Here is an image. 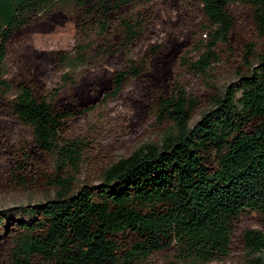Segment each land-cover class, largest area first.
Segmentation results:
<instances>
[{
	"label": "trees",
	"instance_id": "16d2710c",
	"mask_svg": "<svg viewBox=\"0 0 264 264\" xmlns=\"http://www.w3.org/2000/svg\"><path fill=\"white\" fill-rule=\"evenodd\" d=\"M151 1L0 0V155L8 163L0 188L55 190L22 218L0 213V264H140L169 252L180 264H205L234 248L239 264H264V49L235 39L241 19L232 9L246 3L264 39V0H159L177 16L196 14L200 34L240 43L251 61L222 91L208 86L195 97L174 67L202 71L206 59L190 62L174 29L156 37ZM67 22L74 55L33 45L34 33ZM121 96L165 134L105 168L98 183L70 189L63 170L75 147L58 141ZM201 105L209 108L190 125ZM13 127L28 138L13 144Z\"/></svg>",
	"mask_w": 264,
	"mask_h": 264
},
{
	"label": "rangeland",
	"instance_id": "374dc122",
	"mask_svg": "<svg viewBox=\"0 0 264 264\" xmlns=\"http://www.w3.org/2000/svg\"><path fill=\"white\" fill-rule=\"evenodd\" d=\"M160 15V21L153 26L156 37L163 35L165 29H174L175 32L187 39L188 60L198 62L204 57L205 66L202 71H196L182 65L178 61L174 67L175 78L191 97L202 94L206 87L222 91L225 86L236 79L239 72H246L249 58L244 54L236 42L230 44L222 40H214L210 35L199 33L196 22L197 15L190 14L177 16L175 11L168 10L159 0L151 1ZM246 3L236 2L232 9L239 15L240 21L233 36L239 42L252 44L258 50L264 49V39H258L248 22V6ZM95 37L91 36L90 40ZM154 40V39H153ZM33 45L42 50H64L70 55L75 53L74 26L67 22L57 26L51 33L32 35ZM87 43V42H85ZM139 53L133 50L132 56ZM56 76H53V81ZM208 105H201L192 115L190 125L194 124L202 113L207 111ZM166 132V127L157 124L154 118H142L139 110L122 96L88 114L83 119L73 122L67 133L58 141L59 147L73 148L72 156L64 165V177L70 189H76L83 180L96 184L100 174L108 166L121 158L128 157L134 150L143 144L158 143ZM28 138L27 130L13 127L11 142L14 144L20 138ZM8 170V163L0 155V175L4 176ZM55 190L35 192L27 190L9 191L0 188V213L6 218H22V209L27 205L42 203L54 197ZM239 233L236 231L235 236ZM234 248V246H233ZM240 253L232 249L228 256L216 259L205 264H239ZM180 264L177 254L162 253L144 259L140 264Z\"/></svg>",
	"mask_w": 264,
	"mask_h": 264
}]
</instances>
